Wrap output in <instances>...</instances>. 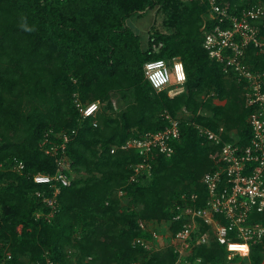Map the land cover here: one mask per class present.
<instances>
[{
  "label": "trees",
  "instance_id": "16d2710c",
  "mask_svg": "<svg viewBox=\"0 0 264 264\" xmlns=\"http://www.w3.org/2000/svg\"><path fill=\"white\" fill-rule=\"evenodd\" d=\"M222 1L232 13L264 5ZM158 6L166 30L152 27L144 44L127 20ZM209 10V0H0V264L176 263L171 245L135 243L152 239L140 221L170 222L174 235L186 221L171 222L181 207L206 204L202 178L215 168L218 147L198 126H223L227 140L231 132L244 143L251 136L243 84L204 47ZM22 18L32 31L23 30ZM174 58L184 63L187 81L170 96L153 88L144 64ZM247 62L264 68V54L250 50ZM114 95L123 110L115 109ZM94 101L101 102L96 118L84 119L77 103ZM167 115L180 120L174 153H152L151 170L136 175L143 157L123 145L166 128ZM59 171L69 185L34 180ZM54 197L56 209L44 201ZM252 219L264 223V213ZM208 229L201 224L199 231ZM226 252L212 239L191 261L225 264ZM251 256L262 262L264 240Z\"/></svg>",
  "mask_w": 264,
  "mask_h": 264
},
{
  "label": "built area",
  "instance_id": "2783aa9c",
  "mask_svg": "<svg viewBox=\"0 0 264 264\" xmlns=\"http://www.w3.org/2000/svg\"><path fill=\"white\" fill-rule=\"evenodd\" d=\"M209 5L206 21H212L213 26L204 30V47L212 59L225 64L226 73H234L237 81L243 84L244 104L251 109L248 118L251 136L248 143H244L243 135L231 132L228 133L231 140H227L222 129L215 131L198 126L200 135L218 147L212 154L215 168L202 178L208 191L206 204L181 207L171 222H179L182 218L186 221L174 235L170 232V222L141 220V228L148 231L152 239L140 237L135 243L147 249L171 245L178 253L175 264H203L202 258L191 261V255L195 248L214 239L227 251L225 264H254L253 246L264 240V223L252 219L254 213H264V68L253 70L247 60L250 50L264 54V5L257 4L238 13L230 12L222 0H209ZM208 24L206 22L204 28ZM144 73L157 91L168 89L169 95L175 96L185 89L187 73L178 58L149 60L144 64ZM77 104L84 119L96 118L101 108L100 101ZM166 118L170 121L166 128L149 132L143 138L130 139L123 145L125 149H137L143 157L142 163L134 167L136 175L151 170L148 159L152 153L168 157L174 153L171 143L181 136L180 120L170 115ZM61 165L67 169L66 163ZM23 167V162H19L18 168ZM34 180L38 184L51 183L52 187H56L55 180L65 186L70 184L60 171L54 176L37 174ZM57 193L59 188L55 189ZM197 197L192 194L191 200L196 201ZM44 201L56 209L55 197ZM201 224L209 229L201 233ZM48 264L57 263L49 260ZM260 264H264V259Z\"/></svg>",
  "mask_w": 264,
  "mask_h": 264
},
{
  "label": "rangeland",
  "instance_id": "374dc122",
  "mask_svg": "<svg viewBox=\"0 0 264 264\" xmlns=\"http://www.w3.org/2000/svg\"><path fill=\"white\" fill-rule=\"evenodd\" d=\"M165 19V14L159 10L158 6L144 13L142 16L130 17L127 20V23L141 36L143 43L146 44V42H148L149 31L152 27L159 30H166V24L164 23ZM119 100L120 98L117 95H114L113 103L117 111L123 110V108H125L124 104L122 102L120 103ZM216 102L218 104L224 103L219 102L218 100ZM221 129L223 130V126ZM238 261H241V258H238Z\"/></svg>",
  "mask_w": 264,
  "mask_h": 264
},
{
  "label": "clouds",
  "instance_id": "9594fccd",
  "mask_svg": "<svg viewBox=\"0 0 264 264\" xmlns=\"http://www.w3.org/2000/svg\"><path fill=\"white\" fill-rule=\"evenodd\" d=\"M24 21V18H22V23H21V27L23 28V30H25V31H32L33 29L32 28H29L28 26H27V24H26V22H23Z\"/></svg>",
  "mask_w": 264,
  "mask_h": 264
}]
</instances>
